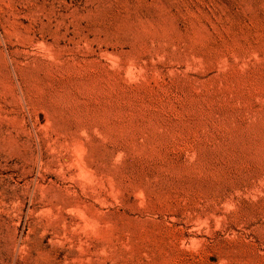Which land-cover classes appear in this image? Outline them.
Segmentation results:
<instances>
[{
    "label": "rangeland",
    "instance_id": "1",
    "mask_svg": "<svg viewBox=\"0 0 264 264\" xmlns=\"http://www.w3.org/2000/svg\"><path fill=\"white\" fill-rule=\"evenodd\" d=\"M0 264H264V0H0Z\"/></svg>",
    "mask_w": 264,
    "mask_h": 264
}]
</instances>
